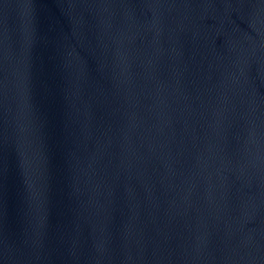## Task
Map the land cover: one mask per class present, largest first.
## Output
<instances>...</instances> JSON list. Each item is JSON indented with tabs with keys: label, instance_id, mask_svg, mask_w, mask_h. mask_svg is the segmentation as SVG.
<instances>
[{
	"label": "water",
	"instance_id": "1",
	"mask_svg": "<svg viewBox=\"0 0 264 264\" xmlns=\"http://www.w3.org/2000/svg\"><path fill=\"white\" fill-rule=\"evenodd\" d=\"M0 264H264V0H0Z\"/></svg>",
	"mask_w": 264,
	"mask_h": 264
}]
</instances>
